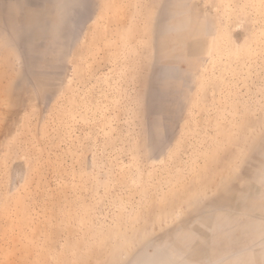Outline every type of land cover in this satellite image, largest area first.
<instances>
[{
	"label": "rangeland",
	"instance_id": "374dc122",
	"mask_svg": "<svg viewBox=\"0 0 264 264\" xmlns=\"http://www.w3.org/2000/svg\"><path fill=\"white\" fill-rule=\"evenodd\" d=\"M0 264H264V0H0Z\"/></svg>",
	"mask_w": 264,
	"mask_h": 264
}]
</instances>
